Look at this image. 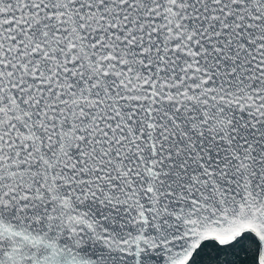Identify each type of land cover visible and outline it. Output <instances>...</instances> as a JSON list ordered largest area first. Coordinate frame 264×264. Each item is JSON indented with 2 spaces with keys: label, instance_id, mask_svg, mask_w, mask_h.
Segmentation results:
<instances>
[{
  "label": "snow or ice",
  "instance_id": "snow-or-ice-1",
  "mask_svg": "<svg viewBox=\"0 0 264 264\" xmlns=\"http://www.w3.org/2000/svg\"><path fill=\"white\" fill-rule=\"evenodd\" d=\"M0 264H264V0H0Z\"/></svg>",
  "mask_w": 264,
  "mask_h": 264
}]
</instances>
